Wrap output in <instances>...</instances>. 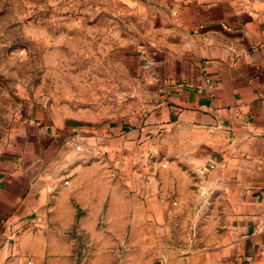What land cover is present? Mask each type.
I'll use <instances>...</instances> for the list:
<instances>
[{"label": "crops", "instance_id": "crops-1", "mask_svg": "<svg viewBox=\"0 0 264 264\" xmlns=\"http://www.w3.org/2000/svg\"><path fill=\"white\" fill-rule=\"evenodd\" d=\"M175 11L170 38L134 57L148 108L138 129L174 146L187 142L196 155L191 168L204 177L199 186L220 204L204 214L223 220L215 240L139 243L117 262L124 241L116 219L148 235L166 205L155 211L158 197H141L118 214L111 195L93 190L84 202L57 193L48 172L59 135L34 117L0 149V264H155L143 258L148 249L161 264H264V0H176ZM85 235L92 239L87 260L78 253Z\"/></svg>", "mask_w": 264, "mask_h": 264}, {"label": "rangeland", "instance_id": "rangeland-1", "mask_svg": "<svg viewBox=\"0 0 264 264\" xmlns=\"http://www.w3.org/2000/svg\"><path fill=\"white\" fill-rule=\"evenodd\" d=\"M175 4L176 0H0V149H6L12 134L24 130L34 117L42 118L59 135L49 151L48 172V178L59 182L57 193L79 196L84 202L93 190L111 195L118 214L124 205L132 209L141 197H158L155 211L166 205L165 210L159 208L166 216L150 220L148 235L145 229L135 233L132 227L122 228V220L116 219L118 242L124 241L117 262L137 252L139 243L202 244L215 240L212 233L222 228L223 220L204 217L219 211L220 204L210 202L199 186L204 177L191 168L196 155L187 142L174 146L172 139L138 129L148 108L134 57L166 42ZM73 180L78 184L66 192L64 187ZM100 229L108 232L103 219ZM80 241L85 246L79 259L84 255L87 260L91 236ZM143 253V258L161 264L158 251Z\"/></svg>", "mask_w": 264, "mask_h": 264}]
</instances>
